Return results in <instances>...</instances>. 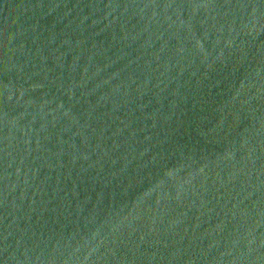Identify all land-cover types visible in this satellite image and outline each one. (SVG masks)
I'll return each mask as SVG.
<instances>
[{
  "label": "water",
  "instance_id": "obj_1",
  "mask_svg": "<svg viewBox=\"0 0 264 264\" xmlns=\"http://www.w3.org/2000/svg\"><path fill=\"white\" fill-rule=\"evenodd\" d=\"M0 264H264V0H0Z\"/></svg>",
  "mask_w": 264,
  "mask_h": 264
}]
</instances>
